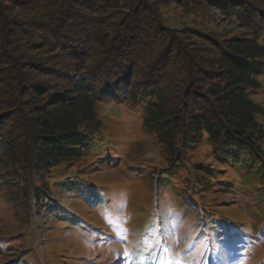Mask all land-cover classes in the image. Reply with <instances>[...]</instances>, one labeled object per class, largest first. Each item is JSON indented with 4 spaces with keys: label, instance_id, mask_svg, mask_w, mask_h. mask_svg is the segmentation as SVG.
Wrapping results in <instances>:
<instances>
[{
    "label": "trees",
    "instance_id": "trees-1",
    "mask_svg": "<svg viewBox=\"0 0 264 264\" xmlns=\"http://www.w3.org/2000/svg\"><path fill=\"white\" fill-rule=\"evenodd\" d=\"M165 4L185 15L216 10L245 30L166 26ZM263 33L264 0H0V183L7 172L18 179L12 201L23 220L62 214L54 189L77 191L48 178L102 132L98 99L147 100L143 127L169 169L187 167L205 133L218 152L263 159L264 108L246 93L258 85L251 61L264 59Z\"/></svg>",
    "mask_w": 264,
    "mask_h": 264
},
{
    "label": "rangeland",
    "instance_id": "rangeland-1",
    "mask_svg": "<svg viewBox=\"0 0 264 264\" xmlns=\"http://www.w3.org/2000/svg\"><path fill=\"white\" fill-rule=\"evenodd\" d=\"M161 12L163 24L178 29L226 37L245 30L216 10L185 15L165 4ZM257 40L264 45V33ZM251 64L258 85L246 93L264 108V59ZM146 105L97 100L102 132L80 160L48 178L53 188L67 178L77 185L71 195L54 189L55 202L65 201L60 215L45 211L24 221L12 201L19 181L3 173L0 264H264V157L218 152L205 133L188 166L169 169L144 130ZM257 120L264 129V113ZM260 144L264 151V136ZM93 189V198L83 197ZM63 215L74 219L66 224Z\"/></svg>",
    "mask_w": 264,
    "mask_h": 264
}]
</instances>
